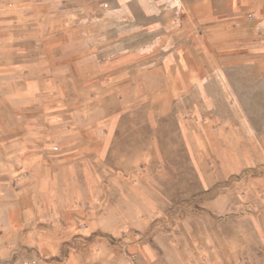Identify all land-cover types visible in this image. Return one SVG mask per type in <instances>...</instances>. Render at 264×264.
Here are the masks:
<instances>
[{"label": "crops", "instance_id": "0c3cea01", "mask_svg": "<svg viewBox=\"0 0 264 264\" xmlns=\"http://www.w3.org/2000/svg\"><path fill=\"white\" fill-rule=\"evenodd\" d=\"M262 31L264 0H0V264H114V255L86 253L107 242L102 235L117 234L118 218L128 222L105 197L88 152L102 158L123 120L137 119L138 104H162L161 116L175 109L210 183L200 162L214 148L212 129L200 120L211 112L213 83L223 86L212 77L219 70L214 52L260 82ZM74 70L77 96L69 100ZM38 94L49 99L44 127L37 124ZM57 102L64 106L54 110ZM74 102L82 104L70 109ZM68 121L77 133L65 131ZM50 140L66 154L42 157ZM222 143L215 146L228 153Z\"/></svg>", "mask_w": 264, "mask_h": 264}, {"label": "rangeland", "instance_id": "374dc122", "mask_svg": "<svg viewBox=\"0 0 264 264\" xmlns=\"http://www.w3.org/2000/svg\"><path fill=\"white\" fill-rule=\"evenodd\" d=\"M213 56L219 70L212 77L223 86L213 83L211 112L200 120L212 129L214 148L202 152L200 162L211 182L205 183L192 159L175 109L161 116L160 103L136 105L137 119L123 120L102 158L88 152L104 177L105 197L115 199L128 222L118 218L117 234L102 235L107 242L86 253L114 255V264H264V69L256 82L251 69L238 71L236 60L222 61L220 49ZM97 61L103 64L104 56H97ZM75 76L76 71H70L65 88L69 100L77 96ZM59 90L54 89V99L60 98ZM46 100L43 94L36 98L38 126H45ZM81 104L68 105L72 109ZM53 105L54 110L64 106ZM150 113L160 117L148 120ZM71 122L64 127L72 135L77 129ZM50 141L42 157L66 154L59 142ZM221 142L230 147L228 153L215 146ZM39 148L38 143L37 151L44 145ZM23 173L33 177L30 171ZM87 225V220L81 223L83 229Z\"/></svg>", "mask_w": 264, "mask_h": 264}, {"label": "built area", "instance_id": "2783aa9c", "mask_svg": "<svg viewBox=\"0 0 264 264\" xmlns=\"http://www.w3.org/2000/svg\"><path fill=\"white\" fill-rule=\"evenodd\" d=\"M249 18L253 19L254 18V14H249ZM83 227H86V225H83Z\"/></svg>", "mask_w": 264, "mask_h": 264}]
</instances>
